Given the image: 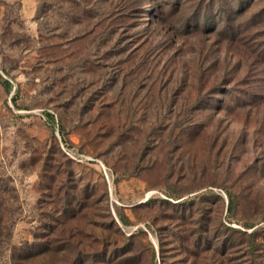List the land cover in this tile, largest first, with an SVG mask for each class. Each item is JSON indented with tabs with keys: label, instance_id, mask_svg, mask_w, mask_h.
Returning <instances> with one entry per match:
<instances>
[{
	"label": "rangeland",
	"instance_id": "rangeland-1",
	"mask_svg": "<svg viewBox=\"0 0 264 264\" xmlns=\"http://www.w3.org/2000/svg\"><path fill=\"white\" fill-rule=\"evenodd\" d=\"M0 75V264H264V0H0Z\"/></svg>",
	"mask_w": 264,
	"mask_h": 264
},
{
	"label": "trees",
	"instance_id": "trees-1",
	"mask_svg": "<svg viewBox=\"0 0 264 264\" xmlns=\"http://www.w3.org/2000/svg\"><path fill=\"white\" fill-rule=\"evenodd\" d=\"M1 78V75H0ZM6 82V81H4ZM3 222V220H1L0 218V228H3V226L1 225V223ZM11 225H13V223H7L5 224V228L8 229V227H10ZM2 231H0V237L2 238L3 242H6L7 244H9L11 246V254H10V258L13 262H15V259H18V262H23L24 260H27L28 258L36 255V253H38L37 251H32L29 248V243L21 245V246H16L14 244H12L10 242V232H8L6 235L7 236H3V234H1Z\"/></svg>",
	"mask_w": 264,
	"mask_h": 264
}]
</instances>
